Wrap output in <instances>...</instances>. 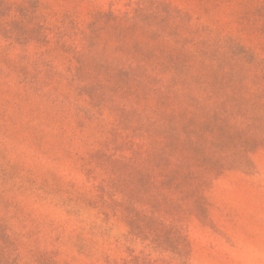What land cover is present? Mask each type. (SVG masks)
Segmentation results:
<instances>
[{
	"label": "rangeland",
	"instance_id": "obj_1",
	"mask_svg": "<svg viewBox=\"0 0 264 264\" xmlns=\"http://www.w3.org/2000/svg\"><path fill=\"white\" fill-rule=\"evenodd\" d=\"M0 264H264V0H0Z\"/></svg>",
	"mask_w": 264,
	"mask_h": 264
}]
</instances>
